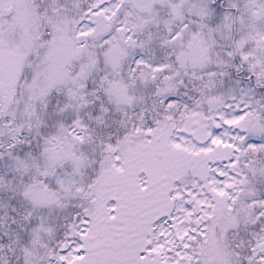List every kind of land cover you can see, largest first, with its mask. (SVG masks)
<instances>
[{
  "label": "snow or ice",
  "instance_id": "1",
  "mask_svg": "<svg viewBox=\"0 0 264 264\" xmlns=\"http://www.w3.org/2000/svg\"><path fill=\"white\" fill-rule=\"evenodd\" d=\"M0 264H264V0H0Z\"/></svg>",
  "mask_w": 264,
  "mask_h": 264
}]
</instances>
